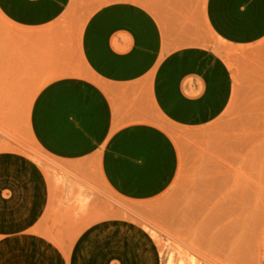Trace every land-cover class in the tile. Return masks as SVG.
<instances>
[{
  "label": "crops",
  "instance_id": "1",
  "mask_svg": "<svg viewBox=\"0 0 264 264\" xmlns=\"http://www.w3.org/2000/svg\"><path fill=\"white\" fill-rule=\"evenodd\" d=\"M71 1L0 0V13L15 25L38 28L60 19ZM206 17L226 42L264 37V0H208ZM79 46L88 77L58 78L38 92L31 135L64 165L98 169L99 175L88 173L91 181L122 198L160 196L174 181L179 158L169 134L152 122L149 105L171 125L214 118L228 98L221 63L193 48L164 55L158 21L132 3L93 12ZM186 79H199L193 97L184 92ZM0 162V189L7 190H0V264H161L150 234L124 218L95 221L60 244L40 234L46 178L33 161L3 154Z\"/></svg>",
  "mask_w": 264,
  "mask_h": 264
},
{
  "label": "rangeland",
  "instance_id": "2",
  "mask_svg": "<svg viewBox=\"0 0 264 264\" xmlns=\"http://www.w3.org/2000/svg\"><path fill=\"white\" fill-rule=\"evenodd\" d=\"M207 2L72 0L60 19L38 28L15 25L0 13V156L33 161L46 178L40 234L60 244L95 221L124 218L150 234L161 264H263L264 37L246 44L220 39L209 26ZM111 3L148 10L158 21L164 55L187 48L211 53L228 85L221 113L196 125H171L149 105L152 122L176 146L179 167L166 191L146 201L91 181L88 173L99 175L98 169L68 167L51 157L29 128L31 104L45 85L88 77L79 35L88 17ZM183 89L195 96L199 79H186Z\"/></svg>",
  "mask_w": 264,
  "mask_h": 264
},
{
  "label": "bare ground",
  "instance_id": "3",
  "mask_svg": "<svg viewBox=\"0 0 264 264\" xmlns=\"http://www.w3.org/2000/svg\"><path fill=\"white\" fill-rule=\"evenodd\" d=\"M61 168H62V167H61ZM38 169H39V168H38ZM56 179H57V178H56ZM59 179H60V178H59ZM59 181H60V180H59ZM180 264H183V263L180 262Z\"/></svg>",
  "mask_w": 264,
  "mask_h": 264
}]
</instances>
